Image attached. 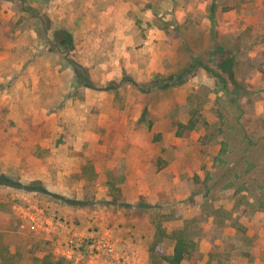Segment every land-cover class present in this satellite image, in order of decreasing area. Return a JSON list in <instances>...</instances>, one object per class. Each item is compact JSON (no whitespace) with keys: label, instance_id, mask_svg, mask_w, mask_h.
I'll return each instance as SVG.
<instances>
[{"label":"rangeland","instance_id":"obj_1","mask_svg":"<svg viewBox=\"0 0 264 264\" xmlns=\"http://www.w3.org/2000/svg\"><path fill=\"white\" fill-rule=\"evenodd\" d=\"M174 229L264 264V0H0L9 264H167Z\"/></svg>","mask_w":264,"mask_h":264},{"label":"trees","instance_id":"obj_2","mask_svg":"<svg viewBox=\"0 0 264 264\" xmlns=\"http://www.w3.org/2000/svg\"><path fill=\"white\" fill-rule=\"evenodd\" d=\"M55 36L57 34L61 35L60 29L54 31ZM179 126H182L186 130L193 129V125L186 126L181 123H179ZM170 237L173 240V247L172 251L170 253H166L164 250L159 249L157 247L158 243L155 242L152 245V250L157 251L156 257L166 262L167 264H181L184 259L191 260L190 264H194V261L192 259L196 256V249H195V243L189 239L182 231V229H174L170 233ZM0 262L2 264H9L7 257L2 252V249L0 248Z\"/></svg>","mask_w":264,"mask_h":264}]
</instances>
